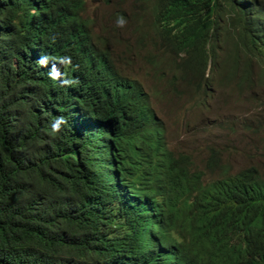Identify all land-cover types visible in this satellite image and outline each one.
I'll return each mask as SVG.
<instances>
[{
	"label": "trees",
	"instance_id": "1",
	"mask_svg": "<svg viewBox=\"0 0 264 264\" xmlns=\"http://www.w3.org/2000/svg\"><path fill=\"white\" fill-rule=\"evenodd\" d=\"M143 1L172 90L264 84V0ZM85 6L0 0V264H264V174L170 150Z\"/></svg>",
	"mask_w": 264,
	"mask_h": 264
},
{
	"label": "rangeland",
	"instance_id": "2",
	"mask_svg": "<svg viewBox=\"0 0 264 264\" xmlns=\"http://www.w3.org/2000/svg\"><path fill=\"white\" fill-rule=\"evenodd\" d=\"M84 1V16L92 23L94 39L98 36L105 42L117 69L149 93L151 106L164 124L170 150L193 157L205 170L212 147L233 172L258 167L264 174V84L238 88L217 73L206 93L178 83L175 92L169 84L172 78L163 77L162 67L152 64L154 56L160 54L156 50L158 35L151 17L138 8L144 1ZM131 10L138 20L117 18L119 11L126 14ZM142 39L144 48L139 44ZM158 58L170 60L171 54ZM255 75L257 78L256 70Z\"/></svg>",
	"mask_w": 264,
	"mask_h": 264
},
{
	"label": "clouds",
	"instance_id": "3",
	"mask_svg": "<svg viewBox=\"0 0 264 264\" xmlns=\"http://www.w3.org/2000/svg\"><path fill=\"white\" fill-rule=\"evenodd\" d=\"M60 122H61V121H58L56 124L53 125V129H54V130L58 129V127H59V123H60Z\"/></svg>",
	"mask_w": 264,
	"mask_h": 264
},
{
	"label": "bare ground",
	"instance_id": "4",
	"mask_svg": "<svg viewBox=\"0 0 264 264\" xmlns=\"http://www.w3.org/2000/svg\"><path fill=\"white\" fill-rule=\"evenodd\" d=\"M212 87V86H211Z\"/></svg>",
	"mask_w": 264,
	"mask_h": 264
}]
</instances>
